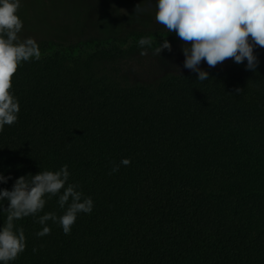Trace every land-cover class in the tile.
Instances as JSON below:
<instances>
[{"label": "trees", "instance_id": "1", "mask_svg": "<svg viewBox=\"0 0 264 264\" xmlns=\"http://www.w3.org/2000/svg\"><path fill=\"white\" fill-rule=\"evenodd\" d=\"M81 3L21 0L41 58L12 78L20 111L0 132V174L11 176L0 190L67 165L65 187L79 185L93 209L70 234L49 220L37 237L40 216L67 208L46 194L41 212L15 221L26 248L8 264H264V48H254L255 71L229 59L201 65L205 81L191 70L134 79L129 56L142 37L65 23ZM118 13L105 11V24Z\"/></svg>", "mask_w": 264, "mask_h": 264}, {"label": "clouds", "instance_id": "2", "mask_svg": "<svg viewBox=\"0 0 264 264\" xmlns=\"http://www.w3.org/2000/svg\"><path fill=\"white\" fill-rule=\"evenodd\" d=\"M20 8L21 0H0V132L5 125L17 121L20 111L19 103L11 93L14 74L22 61L41 58L35 39L21 40L18 35L23 28V21L17 15ZM156 8L157 23L184 42V67L196 72L197 80L209 79V73L200 68L202 61L215 67L228 59L237 65L247 60L246 70L257 69L259 60L254 55V48H264V0H157ZM134 11H139L138 5ZM151 43V37H144L138 45L143 49ZM165 49L172 50L167 39L155 49L154 55H160ZM240 90L236 89L237 92ZM130 163L128 158L120 162L124 166ZM119 168V164L114 165L110 174L118 172ZM69 176L68 166L64 165L56 172L21 176L15 180L12 190H0V201H8V206L0 209L7 213L6 222L0 228V261L8 264L25 250L24 230L16 228L15 221L41 212L46 204V194L59 195V206L64 209L67 205V208L59 218L55 213L40 216L38 223L43 227L36 233L37 237L51 233L47 225L49 220L58 223L67 235L79 213H91L92 198L84 197L77 190L79 185L67 184L65 187ZM9 179L11 176L0 174V182L7 183ZM36 251L33 248V252Z\"/></svg>", "mask_w": 264, "mask_h": 264}, {"label": "rangeland", "instance_id": "3", "mask_svg": "<svg viewBox=\"0 0 264 264\" xmlns=\"http://www.w3.org/2000/svg\"><path fill=\"white\" fill-rule=\"evenodd\" d=\"M27 1V0H24ZM82 0L80 5L76 6V9H72L71 15L66 18L65 23L69 24L70 19H77L80 22L85 23L89 27L83 29V33H91L92 31L101 30L102 33L121 35L122 33L137 34L139 37H151L152 43L147 46L134 49L132 54L129 56L131 62V71L128 72L129 77L139 80H152L156 77L166 75L168 73L187 71L189 69L184 67L185 56L182 52V48L185 46L184 42L181 41L178 36L174 33L168 41L172 46L171 52L167 49L163 50L160 55H154L155 49L163 43L169 32L163 26L157 23L155 16L157 12L156 4L157 0L146 1V0ZM136 5L139 7V11H134ZM65 10L70 8L66 5ZM107 11H115L120 15L125 14L123 17L118 16L116 20L113 19L112 25L105 24L102 15ZM118 13V14H119ZM66 14V13H65ZM87 15V16H86ZM86 16V17H85ZM40 24V21H37ZM52 21L48 23L50 25ZM23 28L18 34L21 40L29 37H34V32L38 30L33 26L32 30ZM60 25H63L60 23ZM65 26V25H63ZM47 27V26H46ZM80 33L78 32L76 40L80 39ZM81 36V35H80ZM69 38L70 35H65ZM75 40V41H76ZM190 46V45H189ZM141 51H146V55H141ZM229 60V59H228ZM224 61L220 65L228 62ZM207 64L202 61L201 65Z\"/></svg>", "mask_w": 264, "mask_h": 264}]
</instances>
